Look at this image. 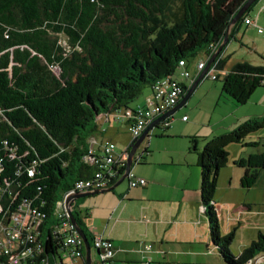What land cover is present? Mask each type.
<instances>
[{
	"label": "trees",
	"instance_id": "16d2710c",
	"mask_svg": "<svg viewBox=\"0 0 264 264\" xmlns=\"http://www.w3.org/2000/svg\"><path fill=\"white\" fill-rule=\"evenodd\" d=\"M247 1L0 0V204L7 211L2 226L10 231L9 215L19 211L31 218L25 230H18V249L25 255L17 264H62L70 254L59 203L77 180L93 171L81 158L98 117L128 109L144 88L152 91L173 75L178 62L186 66L198 53L207 55L209 45L219 44L232 16ZM256 1L231 27L228 41L233 27L248 20ZM220 57L203 78L223 67ZM196 77L188 86L180 85L179 101ZM263 81L264 66L237 62L222 74L220 90L234 105H243ZM173 113L159 122L162 130ZM261 129L264 116L244 120L211 137L200 150L195 146L199 138L188 137V151L196 156L208 243L220 264H252L258 257L264 264V233L258 232L236 257L231 255L233 231L220 236L213 202L230 144L251 149L232 162L241 172L239 186L264 190V149L259 151L256 141H244ZM123 169L114 171L106 188ZM72 205L70 213L92 249L93 235L86 233ZM0 264H10L1 249Z\"/></svg>",
	"mask_w": 264,
	"mask_h": 264
},
{
	"label": "crops",
	"instance_id": "0c3cea01",
	"mask_svg": "<svg viewBox=\"0 0 264 264\" xmlns=\"http://www.w3.org/2000/svg\"><path fill=\"white\" fill-rule=\"evenodd\" d=\"M256 5L259 13L258 18L249 19L251 24L248 25L243 23L244 19L240 21V25L246 30L256 29L258 32L257 21L261 19L260 10H264V0H258ZM186 70L190 75L189 79L176 80L185 87L189 85L191 78L196 73L195 67L190 71L186 65ZM226 71L224 63L220 70L215 71V77L220 79ZM193 73L194 75H192ZM150 98L151 96H145L143 98L145 104L140 102L134 106H128L127 110L131 111L137 107H150ZM123 112L120 110L99 116L95 123V129L86 137L85 149H91L94 154H99L101 145L106 143L102 142V136L113 132L117 133L119 125H125L128 129V118L117 120V118L124 117ZM183 114L176 115L177 118L179 117L180 126L177 129L171 127L172 134L205 139L206 135H198L196 131H191L193 125L190 123L192 122ZM183 116L186 117L185 121H181ZM172 119L173 116L169 119L167 128H170ZM156 126L157 124L154 125V127ZM129 144L122 142L121 146L124 147V150L121 153L126 151ZM203 145L204 143L198 140L195 143L197 150H200ZM188 148V142H178L164 148H151L150 142H142L135 152L131 167L147 168L130 172L135 177L144 179L145 185L135 188L128 187L125 191L127 202L132 204L128 208H122L118 203L113 207L111 205L104 207L107 219L102 224L92 222L87 224L85 219L88 217V213L81 215L82 225L86 233L96 234L111 242L113 249L111 259L116 264H219L216 249L208 243L207 229L201 214L196 156L189 152ZM145 150L147 153L144 152ZM114 153L116 155L121 154L116 151L115 146ZM152 153L156 156L152 157ZM150 156L152 157L151 160H149ZM139 157H142L143 160L138 161ZM240 158L242 157L229 159L231 166H234L233 161ZM163 167H172V170L165 172L162 170ZM226 174L233 178V182L235 180L236 185L240 187L241 172L235 176L229 172ZM108 194L113 196V190ZM214 194L216 195V202H219L216 205V202L213 201L214 206L216 205L215 212L219 234L225 235L233 231V242L231 241L230 246L234 251L237 249L240 252L255 239L258 232L264 233V230H261L262 227L255 223L259 210L254 212L251 209V204L237 192L234 186L233 190H229V186L226 188L221 186ZM260 213H264V210ZM119 223L127 225L125 232H115ZM131 227L136 232L131 233ZM90 251L91 263L98 264L96 250L91 249Z\"/></svg>",
	"mask_w": 264,
	"mask_h": 264
},
{
	"label": "rangeland",
	"instance_id": "374dc122",
	"mask_svg": "<svg viewBox=\"0 0 264 264\" xmlns=\"http://www.w3.org/2000/svg\"><path fill=\"white\" fill-rule=\"evenodd\" d=\"M257 2L258 0L249 8L250 10L247 12L248 19L253 20L255 18H258V8H256ZM260 11L261 19L260 21H257V26L261 29L259 33L256 31V29L246 30L245 27L240 25V22L235 25L232 38L229 39V41L223 47L222 52L220 53V56H222V59L225 62V69H227V71L230 69V66H232L236 62H247L255 66H264V10ZM60 44L61 46L65 47V39L63 37H60ZM203 59V53H198L195 58L191 59L187 63L188 69L192 71V68L195 67L196 63L199 60ZM194 73L192 75H194ZM172 79H180L178 77V69H176L173 73ZM220 87V79L211 80L209 77H204L193 89L185 103L178 109V111L173 113V119L170 122V128L162 130L161 126L154 127L148 132V137H146L142 142H150L151 148H164L178 142H189L188 137L190 136L172 134L173 132L171 130V127L177 129L180 126L179 117H176V115H178L179 113H184L183 115L190 118V122H192L190 123V125H193L191 127V131H196L198 135L207 136L205 139H198L199 142L203 143L213 137L212 135L216 136V134L218 133L220 134L227 129L237 126L238 123L242 120L257 119L264 116V86L255 89L247 102H245L243 105L238 106L234 105L231 99L226 97L221 92ZM147 95L148 97L151 96L150 89L148 87L144 88L138 95V97L131 103H129V106H134L140 102H142V104H145L143 98ZM243 116L245 117L243 118ZM101 140L102 142H111L113 146L116 147V151L121 153L124 150V147L121 146L122 142H127V144L130 143L131 135L128 132L127 126L119 125L117 133L113 132L111 134H106L102 136ZM244 141H256L259 143L257 149L259 151L263 150L264 129L249 134L244 139ZM226 150L229 155L228 162L222 169H220L216 177L215 191H217L221 186H223L224 188H226V186H229V190H233L234 186L237 192H239L241 196L246 198V201L251 204V209H253L254 212L259 210V213L257 214L258 217L256 220H254L255 223H258L259 227H262L261 230H264V213H260V211L264 210V190H257L254 187H251L249 189H241L236 185L235 180L233 182V178L226 174L227 172L234 176L240 174V169L231 166L229 159H236L238 157L244 158L245 154L251 149L243 148L235 144H230L227 146ZM151 156L153 157L156 155L152 153ZM151 156L149 160H151ZM145 168L147 167L142 168L133 166L130 168V171L132 172L134 170ZM171 168L172 167H163L162 170H164L165 172H169V170H172ZM127 189V178H124L113 189V196L105 193L95 195L93 197L89 196L76 199L72 205L73 211L77 215L88 213V217L85 219V222L87 224L89 222H92L94 224H102L107 219L106 213L103 209L104 207L108 205H111V207H113L118 203L122 206V208H128L130 204H132L127 202V198L125 196V191ZM252 200L254 201L252 202ZM213 201L216 202L215 194L213 197ZM218 204L219 202H216V205ZM92 212L93 214H91ZM126 229L127 225H125L124 223H119L115 228V232L120 231L123 233V231L125 232ZM130 232H136V230L134 231V228L131 227ZM220 236L223 235L220 234ZM0 237L3 238L1 232ZM228 250L233 257H236L239 253V250L236 249V251H234V249H232L230 245L228 247ZM262 260V257H258L252 262V264H262ZM144 262L146 263V261ZM218 262L220 261L218 260Z\"/></svg>",
	"mask_w": 264,
	"mask_h": 264
},
{
	"label": "built area",
	"instance_id": "2783aa9c",
	"mask_svg": "<svg viewBox=\"0 0 264 264\" xmlns=\"http://www.w3.org/2000/svg\"><path fill=\"white\" fill-rule=\"evenodd\" d=\"M244 24H251L250 20H244ZM261 29L258 28V32ZM211 51L204 55L203 60H199L196 63L195 70L196 75L201 71L203 64L209 59L210 55L213 53L216 47L209 45ZM178 77L180 79H189L190 75L186 70V66L182 62H178ZM215 71H210L208 76L210 79L215 78ZM192 77L190 81L194 78ZM180 83L172 79V75L160 80L151 91L150 98V107H137L131 111L127 109L123 110V116L117 118H128V132L131 135V141L137 138L142 131L151 123V120L155 116L162 115L166 110L172 108L176 103H178L181 96V87ZM264 85V81H263ZM118 112V111H117ZM186 117H181V121H185ZM125 153L116 155L114 153V146L112 143L106 142L101 145L99 154H94L91 149H88L86 153L82 156L81 160L93 168V171L90 176L86 178H81L77 180L70 191H68L62 198L59 205L63 210V216L65 221L62 223V229L65 232V244L71 247V252L69 255H66L62 258V264H86L84 260V247L83 242L74 226L70 223L65 207L64 200L67 196L81 193L90 190L104 189L109 184L110 180L114 179V171L122 166L124 167ZM112 168L113 171L111 170ZM123 172V171H122ZM128 187H143L145 185V180L142 178L135 177L133 174L128 172L126 175ZM10 206V204H8ZM6 210L3 211V207L0 204V232L3 235V238L0 237V249L4 254H7L8 262L10 264H17L19 258H22L25 255L24 250L18 249V243L16 241L19 228L26 227L31 223V218L29 215L17 212L9 215L10 223L13 225L10 231H5L2 226V221L6 214ZM92 249L98 252L97 259L98 264H116L112 261V244L108 239H103L100 236L93 234L92 236ZM19 250V251H18ZM16 251V252H14ZM14 252V253H13Z\"/></svg>",
	"mask_w": 264,
	"mask_h": 264
},
{
	"label": "water",
	"instance_id": "95a60500",
	"mask_svg": "<svg viewBox=\"0 0 264 264\" xmlns=\"http://www.w3.org/2000/svg\"><path fill=\"white\" fill-rule=\"evenodd\" d=\"M253 1L254 0H248L247 2H245V4H243L241 6V8H239L238 11L232 16L230 22L228 23V25H227V27L225 29V32H224V35H223L221 41L219 42V44L217 45V47L215 48L213 53L210 55L209 59L206 61L203 70L199 72V74L194 79V81L192 82V84L190 85L188 90L184 93L183 97L177 103V105H175L172 109L168 110L164 114L160 115L154 121H152L142 131V133L137 138H135L132 141L131 146L129 147V151L127 153V159H126V161L124 163L123 172L120 175V177L118 178V180L115 183H113L111 186L107 187V188L98 189V190H90V191H85V192H81V193H75V194L69 195V196H67L65 198L64 207H65L68 219H69L70 223L74 226L75 230L77 231V233L79 234V236L81 237L82 242H83L84 260H85L86 264H91V259H90V253H91L90 250L91 249H90V247L88 245V242L86 240V237H85L83 231L77 226V224L75 223V221H74V219L72 217V214L70 213L71 204L76 199H79V198L95 196V195L105 194V193L111 192L124 178H126V175L128 174V172H130V166H131V163H132V159H134L135 152H136L137 148L140 146V144L142 143V141L146 138V135L148 134L150 129L154 125L159 123L161 120H163L165 117H167L169 114H171L174 111H176L177 109H179L185 103V101L187 100V98L189 97V95L191 94L193 89L196 87V85L199 83V81L203 78L204 73L209 68V66L212 63V61L222 52L223 47L228 42L227 35L229 33L230 28L238 21L239 17L243 14V12L249 7V5ZM96 254H97V251H96Z\"/></svg>",
	"mask_w": 264,
	"mask_h": 264
},
{
	"label": "flooded vegetation",
	"instance_id": "af4514ba",
	"mask_svg": "<svg viewBox=\"0 0 264 264\" xmlns=\"http://www.w3.org/2000/svg\"><path fill=\"white\" fill-rule=\"evenodd\" d=\"M157 126H161V123H157ZM157 126H156V127H157ZM128 151H129V149H128L127 151L124 152V153H125L124 163H125V161H126V159H127V153H128ZM133 160H134V159H132V162H133Z\"/></svg>",
	"mask_w": 264,
	"mask_h": 264
},
{
	"label": "clouds",
	"instance_id": "9594fccd",
	"mask_svg": "<svg viewBox=\"0 0 264 264\" xmlns=\"http://www.w3.org/2000/svg\"><path fill=\"white\" fill-rule=\"evenodd\" d=\"M217 47V46H216Z\"/></svg>",
	"mask_w": 264,
	"mask_h": 264
}]
</instances>
